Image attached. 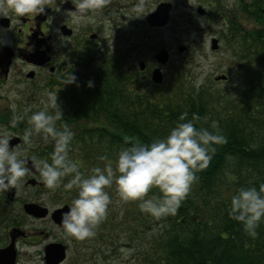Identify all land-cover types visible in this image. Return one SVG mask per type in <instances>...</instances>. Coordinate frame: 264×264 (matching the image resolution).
Masks as SVG:
<instances>
[{"label": "flooded vegetation", "instance_id": "af4514ba", "mask_svg": "<svg viewBox=\"0 0 264 264\" xmlns=\"http://www.w3.org/2000/svg\"><path fill=\"white\" fill-rule=\"evenodd\" d=\"M205 1L208 9L201 15L215 21L221 17L227 29L226 37L238 40L236 33L244 35L245 31L241 29L238 32L234 28L248 22L255 21L257 24L256 28L249 30L251 35L256 36L261 29L258 26H264V0ZM75 2L48 0L49 6H45L43 13L28 14L26 17H18L11 12H7L6 16L0 15V99L7 91H15L21 96L26 91L31 93L30 97L11 100L14 108L6 107L0 114V133L12 137L9 145L20 150L21 155L47 159L52 151L51 140L45 142L40 134L32 136L31 147L20 139L24 129L31 127L28 116L48 103V96L43 99L39 90L48 89L57 93L60 108L65 111L66 106H72V98L80 99L81 94L79 91L73 93L72 87L78 90L74 85L80 84L83 76L90 79L93 75L100 77L102 73L113 74L114 70L124 72L123 64H127L130 51L125 39L116 56H103L99 52L103 50L97 22L99 12L111 16L116 24H138V20L142 19L150 26L148 16L161 3H171L174 7L172 0H142L139 8H134V5L140 0H108L101 9L91 10L80 18L73 12ZM148 2L151 6L147 10ZM120 34L123 32L120 31ZM142 62L145 63L144 72L148 68L152 72L158 66L161 69L165 67L156 62L154 54L152 66L147 59ZM71 74L75 82L65 83ZM40 103L37 107L36 104ZM47 110L54 111L51 108ZM14 114L22 115L23 119L12 127L9 121ZM62 123L65 122L56 121V127L60 128ZM74 148L81 149L72 142L69 156L79 164ZM60 195L62 193L55 190L51 194V189L44 186L39 173L30 164L29 172L14 188L0 190V264H101L103 261L104 264H112L111 250L103 249L113 242L109 222H101L93 237L80 240L68 235L63 230L57 211L68 208L71 200L59 203Z\"/></svg>", "mask_w": 264, "mask_h": 264}, {"label": "trees", "instance_id": "16d2710c", "mask_svg": "<svg viewBox=\"0 0 264 264\" xmlns=\"http://www.w3.org/2000/svg\"><path fill=\"white\" fill-rule=\"evenodd\" d=\"M242 38L257 63L251 64L252 76L247 84L242 83L239 100L221 101L219 114L214 113L205 92H185L175 104L170 98L160 102L143 97L133 77L114 72L90 79L83 76L80 84L74 85L78 90L72 87L73 93L79 91L80 99L72 98V106H66L60 121L74 132L71 143L77 146L94 141L81 130L77 133L79 123H108L97 129L98 138L106 140L108 149L103 155L107 157L115 146H126L125 137L132 138L130 142L147 143L165 136L181 112L188 113L185 119L196 113L197 127L226 137L225 143L213 145L215 151L207 166L196 171L198 179L176 214L159 219L148 216L149 223L162 225L145 264H264V220L252 238L241 222L227 213L230 197L238 187H258L264 182V26L256 36L244 34ZM88 81L91 86H87ZM152 193L159 194L158 189H150Z\"/></svg>", "mask_w": 264, "mask_h": 264}, {"label": "clouds", "instance_id": "9594fccd", "mask_svg": "<svg viewBox=\"0 0 264 264\" xmlns=\"http://www.w3.org/2000/svg\"><path fill=\"white\" fill-rule=\"evenodd\" d=\"M106 3L108 0H76L73 12L83 18L87 12L101 9ZM46 5L49 6L48 0H0V15L6 16L7 12L18 17L36 15L43 13ZM141 6L142 0L134 8ZM72 82H75L73 74L65 83ZM91 84L87 82V86ZM48 108L54 111L49 112ZM61 116L57 93L49 92L47 105L28 116L31 127H26L20 136L29 147L34 134H40L45 142L50 139L53 147L47 159L21 155L20 150L10 147L12 137L0 133V190L14 188L29 172V164L39 173L46 188L62 186L64 190H71L75 187L77 194L62 214L61 224L68 235L80 240L93 237L96 227L107 215L112 197L106 188L113 184L119 199L137 201L142 213L156 219L174 216L192 183L198 179L196 171L205 168L211 159L213 145L226 142V137L217 131L197 127L196 113L191 119H185L188 113L181 112L165 136L147 143L130 142L132 138L125 137L126 146L118 150L114 166L109 157L101 155L99 159L105 161L103 168L93 166L90 174L85 175L77 161L69 156L74 132L67 124L56 127ZM20 119L22 115L14 114L9 124L15 127ZM68 174L71 178L65 181ZM154 187L159 194H149ZM227 213L241 222L248 236L255 238L256 229L264 220V182L258 187H238L230 197Z\"/></svg>", "mask_w": 264, "mask_h": 264}, {"label": "rangeland", "instance_id": "374dc122", "mask_svg": "<svg viewBox=\"0 0 264 264\" xmlns=\"http://www.w3.org/2000/svg\"><path fill=\"white\" fill-rule=\"evenodd\" d=\"M172 1L174 7H172L169 22L164 27L151 28L142 19L138 20V24L120 25L114 23L111 16L104 15L103 11L99 12L97 22L100 26L101 47L103 49L99 52L103 56H107V54H115L116 56L123 39H125L130 51L126 61L127 64L125 66L123 64L125 74L124 72L121 74L131 75L136 80L138 92L143 97L149 96L160 102L163 101L162 99L170 98L175 104V101L185 92L196 94L205 92L214 113L219 114L223 107L220 104L221 101L231 103L237 98L239 100L240 87H242V83L243 85L248 83L252 76L251 64L254 62L256 65L257 60L252 59L253 54L250 52L251 47L247 46L248 43L240 40L243 34L236 33L235 36H239L238 40L226 37L225 34H228L227 29L223 25L224 21H221V17L215 21L206 19L199 13L198 7L208 9L205 0ZM229 1L233 2L234 0ZM150 6L151 4L148 2L146 9L148 10ZM216 12L219 13L218 10ZM238 27L240 28L237 30L238 32L242 29L247 35L250 29L257 27V24L254 21ZM258 27L263 28L262 26ZM120 31L124 35H119ZM219 36L221 37L219 47L212 50L211 40ZM180 46L185 47L181 52L178 51ZM160 48L168 50L170 61L162 69L164 81L157 84L151 80V69L148 68L145 72L141 71L138 64L140 60L147 59L150 66H152L154 64L153 54ZM95 67L96 61L93 62L94 70ZM114 73L118 72L114 70ZM220 74L227 75L228 79L216 80L215 77ZM38 92L43 95L44 99L52 91L41 89ZM30 94V91H26L21 96L15 91H7V94L0 99V114L6 107L12 108L14 106L11 105V100L21 99L24 96L30 97ZM41 104H36V106L38 107ZM84 121V125L79 123V127H76V129L87 134L88 138L92 137L94 141H88L89 143L80 146L78 143V146L81 147L79 150H76L74 145L72 147H75L76 157L79 164H81L80 170L88 175L93 166L98 165L101 168L104 166L105 162L100 160L99 157L108 148L104 146L106 140L103 137L98 138L97 129L100 126L106 127L105 124L108 123H98V125L91 122L87 123V120ZM213 126H216V123ZM73 128L75 127L73 126ZM110 128L112 129L111 125ZM91 146L92 148H90ZM116 148L119 150L121 147L117 145L113 150L108 151V154H110L108 157L113 162V166L116 152H118V150L115 151ZM118 174L116 173V175ZM70 178L71 174H68L64 177V180L67 181ZM52 190L62 193L59 196V203L69 202L77 194L75 187L71 190H64L62 186L57 187L51 189V194ZM106 191L112 197V203L109 205L107 215L102 222H109L113 242L108 247L109 249L107 247H103V249L111 250L112 264H145L146 259L154 251V243L160 233L162 224L159 222L149 223V214L142 213L139 210L137 201H121L114 184L107 187ZM100 263L104 264L105 261Z\"/></svg>", "mask_w": 264, "mask_h": 264}, {"label": "water", "instance_id": "95a60500", "mask_svg": "<svg viewBox=\"0 0 264 264\" xmlns=\"http://www.w3.org/2000/svg\"><path fill=\"white\" fill-rule=\"evenodd\" d=\"M201 11V9H199ZM169 12H170V5L163 3L161 5L158 6L157 10L151 14L148 17V21L151 25H157V26H164L165 24H167L168 20H169ZM219 47L218 45V40L217 39H213L212 40V48L213 49H217ZM185 47L184 46H180L179 50L182 51L184 50ZM155 58L161 62V63H165L168 59H169V53L165 48H161L158 53L155 55ZM141 68L144 67L143 63H141ZM227 76L225 74H220L218 76L215 77L216 80L219 79H225ZM152 79L155 82H162V73L160 71V69H155L152 73ZM67 211V207L64 209H60L57 211V216L58 218L60 217V219L62 218V214Z\"/></svg>", "mask_w": 264, "mask_h": 264}]
</instances>
